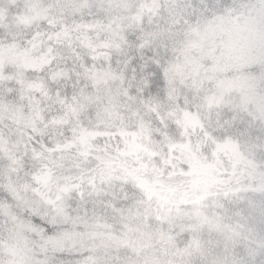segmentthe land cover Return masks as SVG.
<instances>
[{
  "label": "clouds",
  "instance_id": "clouds-1",
  "mask_svg": "<svg viewBox=\"0 0 264 264\" xmlns=\"http://www.w3.org/2000/svg\"><path fill=\"white\" fill-rule=\"evenodd\" d=\"M0 264H264V0H0Z\"/></svg>",
  "mask_w": 264,
  "mask_h": 264
}]
</instances>
